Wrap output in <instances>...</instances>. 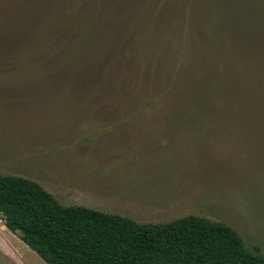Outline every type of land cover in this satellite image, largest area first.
Returning <instances> with one entry per match:
<instances>
[{"label": "rangeland", "instance_id": "374dc122", "mask_svg": "<svg viewBox=\"0 0 264 264\" xmlns=\"http://www.w3.org/2000/svg\"><path fill=\"white\" fill-rule=\"evenodd\" d=\"M74 2L0 0V73L23 60L9 49L29 51L62 25L81 35L86 20ZM85 2L76 7L91 4ZM112 2L131 21L121 42L127 46L143 37L133 28L138 20L151 17L144 53L136 64L129 48L99 56L84 83L68 64L51 70L45 47L46 55L33 62L40 69L35 75L2 72L0 172L39 182L63 205L137 222L189 214L220 221L264 256V0ZM153 5L158 9L146 13ZM182 41L184 54H170ZM67 71L70 78L62 80ZM191 79L201 85L197 93L216 82L241 89L222 97L230 106L214 115L172 114L174 85ZM252 99L262 103L248 111L244 102ZM0 264H47L5 226L1 213Z\"/></svg>", "mask_w": 264, "mask_h": 264}, {"label": "trees", "instance_id": "16d2710c", "mask_svg": "<svg viewBox=\"0 0 264 264\" xmlns=\"http://www.w3.org/2000/svg\"><path fill=\"white\" fill-rule=\"evenodd\" d=\"M76 2L74 7L83 13L86 20L84 29L82 27L84 32L81 35L71 34L62 25L29 51L25 50L26 46L20 45L17 49H9L10 53L23 60L19 59V63L10 69L6 67V70L1 71L0 78H6L2 72L14 70H18L20 76L29 72L35 75L40 69L33 62L46 54L52 56L48 65L51 70L54 65L68 64L78 70L80 80L74 81L81 82L99 56L110 58L129 48L128 52L136 64L134 59L138 55L142 56L146 49L142 40L148 39V35H144L151 17L147 19L144 15L138 20L137 26L133 28H139L143 37H136L133 44L127 46L121 42L125 40V32L131 29L128 28L131 21L120 18L124 9L112 8L111 0H91V4L86 0L87 4L78 8ZM164 4L168 6V2ZM157 9L158 6L153 5L146 13L153 14ZM109 12L112 15L110 17L106 14ZM162 15L167 17V10ZM114 17L119 21L114 20ZM116 24L118 29L115 28ZM166 24V21H160L162 28ZM184 46L186 43L182 41L170 54H184ZM43 47L46 54L44 51L41 53ZM26 61L36 71H30L23 64ZM213 76L219 78L216 72ZM167 77L170 78L169 75ZM68 78L67 71L66 78L62 80ZM216 83L219 85L215 86ZM216 83L208 84V88L200 93H197L200 83L192 79L188 83L174 85L172 114L183 117L189 113L195 114L200 109L209 116L214 115L217 107L222 110L228 108L231 100L226 102L222 97L231 91L239 95L241 88ZM178 87L179 92H176ZM184 88L189 89L182 91ZM193 90L194 94L191 95ZM118 92L130 94L123 87H118ZM244 103L248 105V111H251L259 107L262 101L252 99ZM0 213L5 226L18 233L20 239L47 264H264V256L259 247L247 248L239 232L226 223L192 214L166 222H137L120 214L84 205H63L39 182L21 175L0 172Z\"/></svg>", "mask_w": 264, "mask_h": 264}]
</instances>
